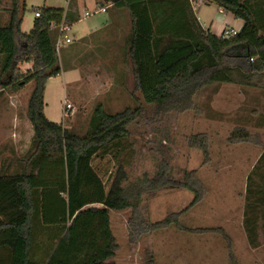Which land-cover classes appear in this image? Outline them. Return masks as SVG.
Masks as SVG:
<instances>
[{"label":"trees","instance_id":"trees-1","mask_svg":"<svg viewBox=\"0 0 264 264\" xmlns=\"http://www.w3.org/2000/svg\"><path fill=\"white\" fill-rule=\"evenodd\" d=\"M26 1L11 0L8 20L0 25V87L14 93L33 83L27 115L34 130L27 153L14 159L15 170L10 171L11 164L0 170V264H118L120 244L112 212L128 208L134 213L133 235L172 225L197 233L209 231L182 225V213L148 226L140 212L145 192L169 185L188 189L195 196L192 204L200 202L206 188L197 170L185 171L183 180H172L163 161L155 177L145 175L125 185L128 172L121 163L106 189L93 160L115 149L116 156L122 153L129 126L142 117L146 104L154 105L157 115L181 113L195 108L196 94L212 84L259 86L264 78V18H260L264 6L250 0H212L244 22L235 34L225 36L205 28L189 0H96L101 7L129 12L125 55L136 104L111 112L104 103H96L82 134L52 121L45 112L47 82L63 71L56 49L59 25L63 20L72 25L81 16L78 11L71 15V2L67 8L44 7L38 9L32 29L24 32ZM21 62L32 63L30 71L21 72ZM248 135L247 129L236 128L230 140L243 141ZM190 145L210 161L206 133L192 135ZM56 166L61 167V180L54 175ZM260 202L264 207V190ZM248 208L256 222L252 205ZM39 226L54 229L55 236L50 237L46 255L34 259L31 248ZM150 261L147 264H154Z\"/></svg>","mask_w":264,"mask_h":264},{"label":"rangeland","instance_id":"rangeland-1","mask_svg":"<svg viewBox=\"0 0 264 264\" xmlns=\"http://www.w3.org/2000/svg\"><path fill=\"white\" fill-rule=\"evenodd\" d=\"M250 1L264 6V0ZM70 2L78 5L77 0H27L22 30L32 29L38 9L66 8ZM91 2L86 0L83 8L93 11L92 15H82L81 21L74 22L69 32L74 43L59 52L63 71L48 83L46 108L49 119L74 127L82 134L98 101L111 112L136 104L131 66L125 55L129 27L113 25L104 32L90 34L92 21L102 15L95 12ZM204 2L196 11L201 23L214 31L223 30V13L218 5L212 0ZM10 7L11 0H0V25L8 20ZM31 67L30 62L19 65L24 74ZM70 76L77 79L78 92L83 96L95 93L96 88L103 94L88 105L82 102V95L72 102L67 99L75 110L64 116V87L70 84ZM32 88L30 82L17 92L0 93V170L11 164L13 172L17 165L15 157L25 155L31 146L34 130L27 109ZM195 102L196 107L185 112L159 115L154 105L146 104L142 117L129 126L130 136L122 153L116 156L115 149L98 155L93 165L106 189L121 163L128 172L125 185L145 175L155 177L163 161L169 165L172 180H183L185 171L197 170L206 188L200 202L192 204L195 196L188 189L169 185L156 192H145L140 212L148 226L182 213V225L212 230L197 233L172 225L133 235V209L113 211V229L120 244L115 257L118 264H147L150 260L154 264H264V207L260 202L264 190V78L259 86L215 83L200 90ZM236 128L247 129L248 138L231 141ZM199 133H206L210 139L209 162L200 149L190 145V137ZM55 173L61 180L60 166H56ZM249 204L256 222L247 209ZM254 230L250 236L249 232Z\"/></svg>","mask_w":264,"mask_h":264},{"label":"crops","instance_id":"crops-1","mask_svg":"<svg viewBox=\"0 0 264 264\" xmlns=\"http://www.w3.org/2000/svg\"><path fill=\"white\" fill-rule=\"evenodd\" d=\"M77 2H78V5H77V3L74 4L70 8V12H71V15L72 14L76 15V12L78 11V13L81 16L79 21H81L83 11L87 10V9L83 8L84 5L86 6V0H77ZM91 3L93 4L95 11H97L98 13H100L102 15H99L100 17L98 20L92 21L91 28H90L91 29L90 34L104 32L105 30L110 28L109 26L113 27V25L115 27H119V28L120 27L124 28V27L128 26L130 29V15L126 9L113 8L111 6H105L106 9H105V11H103L100 9H102L104 7H101L100 5H98L96 0H92ZM67 7H68V4H67ZM98 9H99V11H98ZM220 13L225 14V15L222 14L224 29L228 27L229 29L234 28V29L240 30L243 27L244 22L242 19H238L233 14H231L230 12L222 11L221 9H220ZM196 15H197V12H196ZM198 19H199V17H198ZM201 24L205 28H210L207 26V24L205 22H202ZM210 30L214 33H217V34H220L222 32V30L214 31L211 28H210ZM128 33H129V31H128ZM84 38H86V37H84ZM59 75H62V73ZM53 78L54 77H52L48 80L47 85H46V89H45V103H46L45 104V112H46L47 116H48V112L46 111V108H47V104H48V102H47V94H48V90H49L48 89L49 88L48 83ZM76 80H77L76 78H74L73 76H70V79H69L70 84L65 85V87H64V99L66 97L71 102L73 100L75 101L76 96L82 95V94H80V92H78ZM223 84L227 85V84H234V83H223ZM212 85H210V86H212ZM95 90H96L95 93H89V94H86L84 96L82 95V99H81L82 102L86 103V105L90 104L92 99L96 100V102H97V99H99L103 93H101L102 91L99 90V88H96ZM98 102H100V101H98ZM51 223L53 224V222H51ZM53 230L54 229H51V228L41 230V226H39L38 228L35 229L34 241H33V245L31 248V257L32 258H34V259L40 258V256L44 253L46 255V249H47L48 245L50 244V237L55 234V233H52Z\"/></svg>","mask_w":264,"mask_h":264},{"label":"built area","instance_id":"built-area-1","mask_svg":"<svg viewBox=\"0 0 264 264\" xmlns=\"http://www.w3.org/2000/svg\"><path fill=\"white\" fill-rule=\"evenodd\" d=\"M194 11L196 12L198 9H199V6L205 1V0H189ZM105 7L100 9V10H103L105 11ZM99 11V9H98ZM97 12V11H95ZM92 11H84L82 13V15L84 17H87V16H90L92 15ZM35 15L36 16H39L40 15V10H37L35 11ZM53 25L55 26V24L53 23ZM72 29V26L71 24L65 22L64 20L60 23L59 25V36H58V39H57V42H56V49L57 51L60 52L61 48L66 46V45H69L70 43H72L74 41V39L71 37L70 35V31ZM238 30L237 29H234V28H225L222 30V32L224 33L225 36H231L233 34H235ZM3 88L0 87V91H2ZM74 110H75V106L73 105V103L69 102L67 100V98H65L64 100V109H63V114L64 116H69L70 114H73L74 113Z\"/></svg>","mask_w":264,"mask_h":264}]
</instances>
